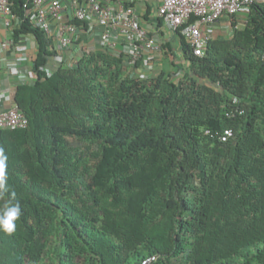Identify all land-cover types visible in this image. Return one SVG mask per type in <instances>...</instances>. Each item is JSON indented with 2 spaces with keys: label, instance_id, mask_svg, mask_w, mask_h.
Here are the masks:
<instances>
[{
  "label": "trees",
  "instance_id": "16d2710c",
  "mask_svg": "<svg viewBox=\"0 0 264 264\" xmlns=\"http://www.w3.org/2000/svg\"><path fill=\"white\" fill-rule=\"evenodd\" d=\"M12 1L38 78L15 88L28 126L0 129V209H22L0 264H264V0L203 56L178 31L185 62L150 77L109 48L50 73L54 39Z\"/></svg>",
  "mask_w": 264,
  "mask_h": 264
},
{
  "label": "built area",
  "instance_id": "2783aa9c",
  "mask_svg": "<svg viewBox=\"0 0 264 264\" xmlns=\"http://www.w3.org/2000/svg\"><path fill=\"white\" fill-rule=\"evenodd\" d=\"M257 1L261 0H162L156 14L171 29L182 33L195 55L203 56L209 41L214 38L211 26L224 16L247 15ZM0 15L7 29H13L21 19L14 10L12 0H0ZM24 16L54 39L56 51L64 55L66 61L71 57L72 47L78 44L77 39L85 23L92 28L98 26L105 48L117 49L113 37L115 34L122 35L126 41L123 51L130 58V63L136 64L146 53L154 54L162 50L157 38L142 26L134 0H26ZM82 45L77 49L82 48L87 53L92 51L87 44ZM12 46H15L12 38L1 42L4 50ZM15 47L26 49L24 45ZM37 76L33 69L29 71L31 80ZM234 101L237 102V98ZM28 124V118L16 102L0 111V129L25 128ZM206 132L210 133L209 130ZM232 135L233 130L226 129L221 139L227 141ZM157 259L158 255H152L143 264H152Z\"/></svg>",
  "mask_w": 264,
  "mask_h": 264
},
{
  "label": "crops",
  "instance_id": "0c3cea01",
  "mask_svg": "<svg viewBox=\"0 0 264 264\" xmlns=\"http://www.w3.org/2000/svg\"><path fill=\"white\" fill-rule=\"evenodd\" d=\"M162 0H134V5L140 15V21L143 27L149 30L157 40L161 43L163 48V43L166 45V49H174L173 51L167 50L164 56L166 59L175 62H185L184 50L181 42V37L177 31L171 29L167 24L164 23L163 19L158 17L156 14V8L161 4ZM246 21V14L241 13L236 17L224 16L219 19L214 25L211 26L213 39L220 38L224 39L233 34L235 28L243 26ZM81 31L77 39V46H83L82 44H87L92 51H101L105 47L101 43V38L99 34L98 26L95 28L86 25ZM95 30V31H94ZM13 30L7 29L2 21L0 15V111L4 110L14 103V93L15 88L19 83L32 81L29 77V71L33 69V62L38 53V43L33 35L26 34L23 35L21 42L17 45L26 46L25 50H18L15 46L11 49L4 50L1 48V42L6 39H13ZM114 40L117 42V49H111L115 53H126L125 50V38L120 34L114 35ZM14 41V39H13ZM187 41V40H186ZM188 42V41H187ZM99 46V47H98ZM72 54L69 60H65V56L58 54L60 57L51 56L49 59L54 60V64L51 66L47 64V69L50 72L55 71L63 62L71 63L77 58V47H72ZM82 48L79 50L78 54L81 53ZM162 51V50H161ZM160 51V52H161ZM160 52H157L160 53ZM156 53H146L142 58L145 61V66L155 67L157 63H153V60L148 63V58H153ZM156 54V55H157ZM126 55V54H125ZM161 56L157 55L154 61L157 62ZM128 57V55H126ZM137 63V62H136ZM162 65V63H161Z\"/></svg>",
  "mask_w": 264,
  "mask_h": 264
},
{
  "label": "clouds",
  "instance_id": "9594fccd",
  "mask_svg": "<svg viewBox=\"0 0 264 264\" xmlns=\"http://www.w3.org/2000/svg\"><path fill=\"white\" fill-rule=\"evenodd\" d=\"M7 160L4 150L0 148V194L9 191L6 176ZM12 199L15 200V193L12 194ZM21 215L22 209L18 201L7 203L3 209H0V230L9 234L13 233Z\"/></svg>",
  "mask_w": 264,
  "mask_h": 264
},
{
  "label": "rangeland",
  "instance_id": "374dc122",
  "mask_svg": "<svg viewBox=\"0 0 264 264\" xmlns=\"http://www.w3.org/2000/svg\"><path fill=\"white\" fill-rule=\"evenodd\" d=\"M76 47H78V46L76 45ZM167 50H169V49H166V45L163 43L162 51L158 54L156 53L159 56H161L160 54H162L163 55L162 58H159V60H157V62L154 61L155 59H158V58H156L157 57L156 54L153 56V58H148V57L146 58L148 63H150L152 60H153V63H151V64L157 63L155 67H151V66L148 67L147 65L145 66L144 65L145 61L143 60V62L140 66H137V64H135V63H130L129 64L130 66L128 67V71L134 72L139 77L142 75L144 77H150L152 75L158 74L162 68H166L167 65H171L169 60L166 59V56H164V54H165V52H167ZM77 51L79 52V49H77ZM169 51L174 52V49H171ZM78 52H77V54H78ZM161 63H162V65H161ZM48 64L52 66L54 64V60L49 59Z\"/></svg>",
  "mask_w": 264,
  "mask_h": 264
}]
</instances>
